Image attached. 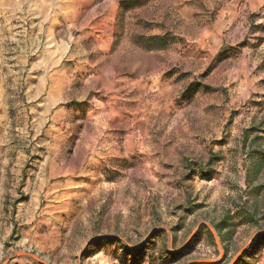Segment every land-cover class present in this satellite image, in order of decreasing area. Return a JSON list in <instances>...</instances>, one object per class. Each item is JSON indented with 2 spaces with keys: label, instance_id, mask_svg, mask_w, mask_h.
Returning a JSON list of instances; mask_svg holds the SVG:
<instances>
[{
  "label": "rangeland",
  "instance_id": "obj_1",
  "mask_svg": "<svg viewBox=\"0 0 264 264\" xmlns=\"http://www.w3.org/2000/svg\"><path fill=\"white\" fill-rule=\"evenodd\" d=\"M17 259L264 264V0H0Z\"/></svg>",
  "mask_w": 264,
  "mask_h": 264
},
{
  "label": "trees",
  "instance_id": "obj_2",
  "mask_svg": "<svg viewBox=\"0 0 264 264\" xmlns=\"http://www.w3.org/2000/svg\"><path fill=\"white\" fill-rule=\"evenodd\" d=\"M149 45L147 46L148 49H155L156 47L158 48H163L166 47L164 44V38H160V37H151L149 38ZM154 45V46H153ZM160 45V46H158ZM218 229H220V227H217ZM192 264H216V263H192Z\"/></svg>",
  "mask_w": 264,
  "mask_h": 264
},
{
  "label": "crops",
  "instance_id": "obj_3",
  "mask_svg": "<svg viewBox=\"0 0 264 264\" xmlns=\"http://www.w3.org/2000/svg\"><path fill=\"white\" fill-rule=\"evenodd\" d=\"M11 264H26V262L22 261L21 259H17L12 261Z\"/></svg>",
  "mask_w": 264,
  "mask_h": 264
},
{
  "label": "water",
  "instance_id": "obj_4",
  "mask_svg": "<svg viewBox=\"0 0 264 264\" xmlns=\"http://www.w3.org/2000/svg\"><path fill=\"white\" fill-rule=\"evenodd\" d=\"M193 263H211V262L206 261V260H202V261H196V262H193Z\"/></svg>",
  "mask_w": 264,
  "mask_h": 264
}]
</instances>
